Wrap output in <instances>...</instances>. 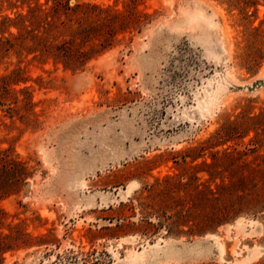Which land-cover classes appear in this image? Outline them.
I'll return each mask as SVG.
<instances>
[{
    "label": "rangeland",
    "instance_id": "obj_1",
    "mask_svg": "<svg viewBox=\"0 0 264 264\" xmlns=\"http://www.w3.org/2000/svg\"><path fill=\"white\" fill-rule=\"evenodd\" d=\"M6 156L0 264H264V0H0Z\"/></svg>",
    "mask_w": 264,
    "mask_h": 264
},
{
    "label": "trees",
    "instance_id": "obj_2",
    "mask_svg": "<svg viewBox=\"0 0 264 264\" xmlns=\"http://www.w3.org/2000/svg\"><path fill=\"white\" fill-rule=\"evenodd\" d=\"M229 131L234 132V129L229 128ZM260 172V174H257V172L251 170L247 174L239 173L236 181L230 182L229 185H221V188L230 189V194H233L231 196V208L235 209L238 204H241L243 208L248 210L254 208L264 209V169ZM21 176L22 163L8 158V156L3 157L2 168H0V198L9 195L13 190L16 191L17 185L21 182ZM259 176L261 178L258 180ZM239 191H242V193ZM222 194L224 193L222 192ZM235 197L236 202L233 200ZM1 211L0 209V213Z\"/></svg>",
    "mask_w": 264,
    "mask_h": 264
},
{
    "label": "bare ground",
    "instance_id": "obj_3",
    "mask_svg": "<svg viewBox=\"0 0 264 264\" xmlns=\"http://www.w3.org/2000/svg\"><path fill=\"white\" fill-rule=\"evenodd\" d=\"M153 245H155V244H153ZM179 257V256H178ZM154 262H156V261H152V262H150L149 264H154Z\"/></svg>",
    "mask_w": 264,
    "mask_h": 264
}]
</instances>
